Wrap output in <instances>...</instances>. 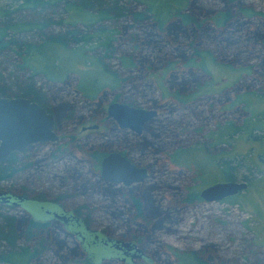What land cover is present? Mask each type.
<instances>
[{"label":"rangeland","instance_id":"1","mask_svg":"<svg viewBox=\"0 0 264 264\" xmlns=\"http://www.w3.org/2000/svg\"><path fill=\"white\" fill-rule=\"evenodd\" d=\"M0 1L3 7L12 3L15 8L12 0ZM118 4L136 12L152 6L154 12L141 21L127 14L90 27L78 23L90 37L85 54L75 56L74 49L81 44L69 38L64 52L50 46L62 55L61 69L69 72L64 77L59 75L60 68L52 66L49 72L38 70L36 74L29 68L21 69L19 58L10 50L0 52V86L10 97H21L20 88L35 82L41 87V100L54 110L58 125L79 142L56 164L51 159L55 157L53 144L30 149L31 165L10 180L0 181V190L13 185V190L25 187L38 199L61 200L68 209L79 208V216L87 219L91 229L124 239L130 227L140 228L134 224L133 209L123 198L111 197L109 190L96 192L87 182L90 179L105 189L110 185L101 176V157L95 155L100 148L93 146L108 145V151L125 152L139 168L148 169L150 177L142 185L150 189L153 207L169 216L152 234L128 239L151 260H134L132 264H181L174 250L206 249L210 264L223 260L264 264V0L234 3L235 12L241 4L261 16L242 12L225 28L212 23L217 13L227 9L224 0H118ZM191 14L199 19L195 26L184 21L183 16ZM67 15L64 2H55L35 12L11 13L10 17L54 22L66 20ZM97 25L101 31H95ZM70 28L69 24H52L16 37L41 44L47 35L66 33ZM193 42L200 56L195 55ZM113 103L160 112L143 125L141 136L120 133L117 120L108 119ZM258 119L263 129H252L260 134L252 135L250 126ZM85 126L90 127L83 132ZM233 126L240 128V135H233L235 139L228 135ZM137 142L140 144L126 149ZM232 175L234 180L249 181V188L220 201L207 202L200 197L203 189L227 182ZM120 184L112 186L122 189ZM71 188L75 195L67 197ZM62 195L66 197L60 199ZM8 210L0 205V213L8 214ZM16 214L20 219L30 217L24 209ZM127 219L128 223L132 219L131 226L125 224ZM53 226L60 254L80 252L86 257L73 235L58 223ZM18 245L31 246L22 239ZM10 249L0 242V253ZM56 257L48 251L38 263L34 260L30 264H61ZM112 257L104 264H130Z\"/></svg>","mask_w":264,"mask_h":264},{"label":"trees","instance_id":"2","mask_svg":"<svg viewBox=\"0 0 264 264\" xmlns=\"http://www.w3.org/2000/svg\"><path fill=\"white\" fill-rule=\"evenodd\" d=\"M15 4V8L12 9L11 4L7 5L1 4L0 1V52L3 50H10L14 55L19 58L18 66L21 69H31L35 74L39 72L38 70H43L44 72H49L52 67L60 68L59 75L65 76L61 69L62 55H59V52L53 51L50 47L51 45L57 46L61 49L62 52L67 50V41L66 38H69L72 42L81 44L77 46L78 48L74 49L76 54L71 51L70 55L82 56L85 54V47L90 44V37L85 35L78 27L77 24L80 23L86 27L92 26V24H97L104 20L116 19L123 17L124 15L130 14L133 17L134 21H141L148 18V13L153 11V7L150 6L149 10L147 9L144 12H136L128 7L118 4V0H111V2H106L104 0H77V2H71L69 0H12ZM79 1V2H78ZM55 2H64L65 10L67 12L66 20L54 21H43L39 20L35 22L31 21H17L10 17L11 13L19 12L20 10H31L38 11L45 9ZM226 3L227 9L220 11L215 15L212 20V23L217 27L225 28L230 21L234 19L235 16H238L240 13H245L247 15H260L255 11L247 10L239 4L240 8L235 12L232 8L234 3H239V0H224ZM180 15V12L177 13V16ZM261 16V15H260ZM185 23L196 25L198 22V17L195 15H184L183 16ZM52 24L55 25H64L69 24L70 29L66 33L58 34H49L47 37L43 38L41 44L28 43L24 40H20L16 35L23 32L31 31L33 28H46ZM200 28V26H199ZM93 29V28H92ZM98 25L95 28V31H99ZM102 30V29H101ZM100 30V31H101ZM224 29L223 31H225ZM195 32H197V27ZM194 32V33H195ZM94 35V34H93ZM91 35V37L93 36ZM110 39L111 35H108V42L110 50ZM196 42L191 43V46L194 47L195 55L200 56L201 52L199 47L194 45ZM50 47V48H49ZM108 47V48H109ZM56 55V56H55ZM61 56V57H60ZM49 57H53L52 60ZM101 64L103 63L100 59L98 60ZM52 63V65H51ZM74 64V62H72ZM48 68V69H47ZM48 74V73H47ZM2 76L0 74V81ZM20 96L22 97H33L34 100L42 102L41 100V87L37 86L35 82H28L25 87L20 88ZM0 93L5 97H10L11 94L8 93L5 87L0 86ZM18 94V93H17ZM87 94V93H86ZM18 96V95H17ZM87 96H90L87 94ZM179 95H177V98ZM93 97V96H90ZM181 99V98H180ZM54 112V110H53ZM65 117H68V113L65 114ZM120 133H123L120 131ZM140 144V143H139ZM137 142V145H139ZM108 145H101L100 152L108 151ZM134 145H130L128 148H133ZM136 146V144H135ZM28 156L24 155H13L10 160L3 164L0 163V181L10 180L17 172L20 170L26 169L31 165L29 163ZM230 166V165H229ZM228 166V167H229ZM230 168H232L230 166ZM230 180H234L233 175L230 177ZM90 182L92 187L96 192H107L111 197L119 196L124 199V202L127 203L133 211V216L136 219H133L134 224L139 226V229L129 228L128 235L123 236L125 240H128L133 237L143 236L146 233L152 234L156 228L162 227L164 221L169 219L167 212L161 210L159 207H153L154 201H152V194L150 189H144L145 186L142 184H137L139 186L124 189V188H113L110 184L106 189L103 185H98L95 182H92L90 179L87 180ZM99 183V182H98ZM145 183V182H144ZM76 189V188H75ZM24 190H27L24 188ZM103 191V192H102ZM107 196V195H105ZM119 217V216H117ZM85 219V218H84ZM128 219L125 224L128 223L129 226L132 225V219ZM86 222L87 219H85ZM124 221V220H123ZM89 223V222H88ZM123 224V223H122ZM53 223H48L40 225L39 223L31 220L30 218L20 219L17 214H6L0 213V242H4L11 249L8 253H0V262H7L13 264H30L34 260L38 263L42 256L48 251L55 252L61 264H86L84 256L80 252L71 254L70 256H64L60 254L62 248H58L57 245L59 241L57 238L53 237L52 228ZM140 230V231H139ZM152 231V233H151ZM137 232H140L137 234ZM20 239H26L31 246L20 247L18 242ZM174 255L177 261L181 264H210L208 255V250H201L199 252H178L174 250ZM17 257L18 260L14 258ZM17 261V262H16ZM36 264V263H35ZM220 264H237V263H228V261L223 260Z\"/></svg>","mask_w":264,"mask_h":264},{"label":"water","instance_id":"3","mask_svg":"<svg viewBox=\"0 0 264 264\" xmlns=\"http://www.w3.org/2000/svg\"><path fill=\"white\" fill-rule=\"evenodd\" d=\"M122 128L141 132L143 125L156 115L127 104L113 103L108 108ZM54 116L39 104L25 97H5L0 93V162H7L11 154L23 152L30 144L58 139L53 132ZM95 128V127H94ZM102 176L114 183L131 185L147 177L145 168H137L119 153H111L102 161ZM247 188L246 182L227 181L213 184L202 190L200 197L207 201H220ZM0 198L7 200L0 192ZM62 217V215H59ZM120 248L135 249L131 243H115ZM136 251H141L136 249Z\"/></svg>","mask_w":264,"mask_h":264},{"label":"flooded vegetation","instance_id":"4","mask_svg":"<svg viewBox=\"0 0 264 264\" xmlns=\"http://www.w3.org/2000/svg\"><path fill=\"white\" fill-rule=\"evenodd\" d=\"M248 97H250V96H248ZM25 98H28L32 102L39 104L42 108H44L47 111L48 114H52L54 116L55 122H54L53 132L55 134V137H58V139L51 140L49 142L32 143L23 152H16V153L11 154L10 158L13 155H20V154H24V153H26L28 158H30L31 157V155L29 153L30 149L33 150L34 148L37 149V148H40L43 146L45 147L49 144H53L55 147V152L53 153V156H55V157H52L51 159H53V164L60 162L61 160H63L65 158L62 155H66L67 150L76 148V145L79 144L78 140L72 136L69 137L66 135L68 132L65 130L64 126L58 125V120L56 118V114L53 112L52 107L48 106L45 103V101L44 102L43 101L42 102L36 101L33 99V97H25ZM247 99H249V98H247ZM127 105H129V104H127ZM129 106H131V105H129ZM153 110H155V112H156L155 116H159V112H160L159 109L158 110L153 109ZM108 119H112V120L114 119L116 121V119L112 116H109ZM260 119H261V117H260ZM260 119L256 120L252 124V126H250L251 127L250 130H251L252 135L257 134V133H254L252 131V129L253 130L263 129V126L260 124ZM249 125L250 124H248V126ZM89 127L90 126L83 127L82 131L83 132L87 131L89 129ZM143 128H144V126H143ZM231 129H232V132L228 135H232L231 137H233V135L235 133H236V135L238 134L237 137L240 135V133H239L240 128L239 127L233 126V128H231ZM119 130L122 132L124 131L125 133L129 131L130 133H132L134 135H140L143 132V129L141 132H138V131L133 130L131 128H122L121 126L119 127ZM257 135H260V134H257ZM231 140H230V142H231ZM93 146L98 148L97 146H99V145L94 144ZM134 146H135V144H134ZM136 146H137V144H136ZM126 149H129V148H126ZM111 153L121 154L130 163H132L135 167L139 168L137 165H135L128 158V156H127L128 154L125 152L104 151V152H100L99 154L98 153L95 154L98 157L99 156L101 157V161H100L101 176H102V161L104 160L105 157H107ZM10 158H9V160H10ZM7 162H4L3 164H5ZM148 172L149 171L147 169V177L143 181L135 182V183L141 184L144 181H146L147 179H149L150 175ZM102 178L105 180V182H107L109 184L114 183L110 180H106L103 176H102ZM229 181H237V180H229ZM238 182H246L247 188L238 192L234 196H237L241 192L248 189L249 185H250V182L247 180L238 181ZM135 183H133V184H135ZM133 184H131V185H133ZM120 185L124 189H127L131 186V185L127 186L124 183H121ZM13 187H14L13 185H10V188L8 190H2V191L0 190V192L5 193L6 197H7L6 201H3L0 198V205L8 208L9 214L10 213L16 214L20 209H24L25 211L29 212V215H30L29 218L31 220L39 223L40 225H44V224H48V223L60 224L64 228V230L67 231L68 234H71L76 238V241L83 248V251L86 253V257H84V260H86L87 264H104L105 261L111 260L113 258L112 256L121 257L122 260H124L130 264H132V262L134 260H138L140 262L151 261L150 258L146 254H144L140 248H138L136 243L134 244L130 240L113 238L109 232H108V234H106L104 232H100V231H96V230L91 229V227L89 226V223L86 222L84 218L79 216V208L68 209L66 206H64L61 203V200L59 201V200L38 199L34 195H30V192H28L27 190H24L25 187L22 189H18V191L13 190ZM67 187H69V185H67ZM71 190H72V192H69V194H68L69 190L68 191L65 190V192L67 191V193H66L67 197L75 195L73 188H71ZM66 196L62 195V197L60 196V199L63 197H66ZM234 196H232V197H234ZM59 215H62V217ZM22 240L24 242L28 243L26 239H22ZM116 242L131 243L133 245H136L137 248H135V249L134 248L133 249L120 248V247H122V245L119 244V247H118L115 244ZM136 249L141 250V251H136Z\"/></svg>","mask_w":264,"mask_h":264},{"label":"bare ground","instance_id":"5","mask_svg":"<svg viewBox=\"0 0 264 264\" xmlns=\"http://www.w3.org/2000/svg\"><path fill=\"white\" fill-rule=\"evenodd\" d=\"M152 110H153V109H152ZM154 111H155V110H154ZM146 181H147V180H146ZM146 181H144V182H146ZM144 182H143V183H144ZM135 184H136V183H135ZM137 184H138V183H137ZM137 184H136V185H137ZM139 184H140V183H139ZM141 184H142V183H141ZM4 192H5V191H4ZM9 193H10V192H9Z\"/></svg>","mask_w":264,"mask_h":264}]
</instances>
